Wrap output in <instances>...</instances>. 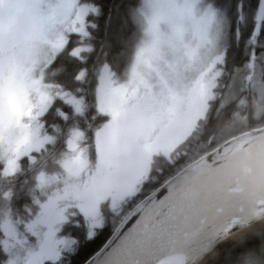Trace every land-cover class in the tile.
I'll return each instance as SVG.
<instances>
[{
  "label": "rangeland",
  "instance_id": "rangeland-1",
  "mask_svg": "<svg viewBox=\"0 0 264 264\" xmlns=\"http://www.w3.org/2000/svg\"><path fill=\"white\" fill-rule=\"evenodd\" d=\"M216 6L211 0H139L131 15V56L119 70L98 68L88 116L85 97L63 90L56 82L61 71L52 64L72 36L70 54L85 60L92 50L87 17L96 16L97 8L79 0H0V34L32 33L0 85L3 264H68L80 240L63 232L65 225H76L80 216L86 238L106 222L113 225L150 173L161 171L160 157L173 164L200 145L184 143L198 131L211 102L218 103L216 114L231 106L228 116L238 127L248 115L264 122L258 25L247 30L252 49L244 64L229 74L224 57L230 22ZM184 24L191 26L192 42L179 56L161 53L162 26H176L183 42ZM83 78L82 70L76 79ZM55 100L71 108V115L59 112L63 122L75 118L92 129L90 141L73 123L46 131L41 117Z\"/></svg>",
  "mask_w": 264,
  "mask_h": 264
},
{
  "label": "trees",
  "instance_id": "trees-1",
  "mask_svg": "<svg viewBox=\"0 0 264 264\" xmlns=\"http://www.w3.org/2000/svg\"><path fill=\"white\" fill-rule=\"evenodd\" d=\"M216 4L230 22V35L225 46L224 69L231 74L234 69L241 67L246 60V51L252 46L247 43L248 29L258 25V36L256 48L264 42V9L257 15L256 5L260 0H211ZM81 3H89L97 8L96 16L89 15L87 21L93 25L89 26L92 50L89 51L85 60L79 61L70 54V48L75 46L76 36H72L67 48L55 59L52 66L61 71L56 82L63 90L74 93L75 96H84L89 104L87 115L93 114V102L95 99V87L97 84L96 71L102 64H107L112 70H119L131 56L132 45L136 36V26L132 23L131 15L139 4V0H79ZM246 44L247 47L246 48ZM84 71V78L79 82L76 78L81 71ZM81 90L83 94L78 91ZM239 97V96H237ZM218 103L211 102L207 116L201 120L198 131H195L186 139L184 146H191L190 142L200 143L190 152L191 159L183 162L180 156L175 163H168L160 157L162 169L160 172L152 171L149 180L144 183L140 193L134 196L126 204L122 216L114 220L113 225L106 224L98 229L91 238L85 237V229L82 218H77V224L66 226L63 232L71 231V235L80 240L77 248L69 255L68 264H83L93 254H95L108 241L117 226L121 223L128 212L145 196L164 184L183 168L193 161L203 157L209 152L220 147L221 143L247 132L264 128V122L253 121L248 115L246 122L242 126H237L228 116L231 106L223 108L216 114ZM59 112L71 115V108L59 100H55L42 115L41 120L47 132L51 126L59 124L64 129L69 123L76 124L85 131V135L90 141L92 139V129H88L83 123L73 118L70 122H63L58 117ZM194 142V143H195ZM39 167L28 170L24 175L35 173ZM2 166L0 165V173ZM16 212L21 213L17 201L15 202ZM104 212L106 205L102 204ZM126 212V213H125ZM1 239V230H0ZM7 259V255L0 244V264ZM46 264H52L47 262ZM195 264H264V217L254 223L228 235L219 242L209 252L202 256Z\"/></svg>",
  "mask_w": 264,
  "mask_h": 264
},
{
  "label": "water",
  "instance_id": "water-1",
  "mask_svg": "<svg viewBox=\"0 0 264 264\" xmlns=\"http://www.w3.org/2000/svg\"><path fill=\"white\" fill-rule=\"evenodd\" d=\"M144 197L83 264H195L264 217V191L242 164L264 161V128L227 141Z\"/></svg>",
  "mask_w": 264,
  "mask_h": 264
},
{
  "label": "clouds",
  "instance_id": "clouds-1",
  "mask_svg": "<svg viewBox=\"0 0 264 264\" xmlns=\"http://www.w3.org/2000/svg\"><path fill=\"white\" fill-rule=\"evenodd\" d=\"M7 7V5H5ZM163 31L166 33L165 39L162 41L160 51L161 53H172L177 56L181 55L183 52L184 44H189L192 42V32L191 26L189 24H184L182 27L186 33V37L183 42L178 38V28L176 26L164 25ZM225 148H230V143L225 144L221 143L220 151L227 158H231L234 155V152L229 150L226 153L224 152ZM211 147L207 148L206 151L211 152ZM242 170L247 175H251L255 178V187L257 190L264 191V161L259 164H252L249 162H244L242 164Z\"/></svg>",
  "mask_w": 264,
  "mask_h": 264
},
{
  "label": "flooded vegetation",
  "instance_id": "flooded-vegetation-1",
  "mask_svg": "<svg viewBox=\"0 0 264 264\" xmlns=\"http://www.w3.org/2000/svg\"><path fill=\"white\" fill-rule=\"evenodd\" d=\"M263 7L264 3H261L262 10ZM31 39L32 33L30 30L23 31L21 35L11 31L0 34V85L7 76L16 56L29 44Z\"/></svg>",
  "mask_w": 264,
  "mask_h": 264
},
{
  "label": "bare ground",
  "instance_id": "bare-ground-1",
  "mask_svg": "<svg viewBox=\"0 0 264 264\" xmlns=\"http://www.w3.org/2000/svg\"><path fill=\"white\" fill-rule=\"evenodd\" d=\"M261 3H262V0H260L258 6L256 5V7H255V11H256V9H257V12L260 13V14L262 13Z\"/></svg>",
  "mask_w": 264,
  "mask_h": 264
}]
</instances>
